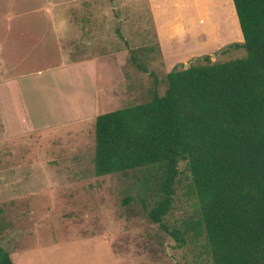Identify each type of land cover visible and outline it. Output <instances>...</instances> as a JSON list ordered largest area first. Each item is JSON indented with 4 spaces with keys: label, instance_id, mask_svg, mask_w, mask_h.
<instances>
[{
    "label": "rangeland",
    "instance_id": "obj_1",
    "mask_svg": "<svg viewBox=\"0 0 264 264\" xmlns=\"http://www.w3.org/2000/svg\"><path fill=\"white\" fill-rule=\"evenodd\" d=\"M24 10L29 16L9 20ZM233 12L231 0H0V79L88 60L97 112L136 104L154 87L162 93L163 75L173 66L203 54L210 61L241 56V48L220 52L242 40ZM24 24L31 26L30 58L22 57ZM63 78L20 80L11 95L15 108L6 112L19 130L30 119L40 126L69 117L51 91L59 83L68 90ZM75 85L90 88L77 68ZM89 116L8 135L0 113V246L12 264H207L203 238L190 228L198 207L186 161L177 164L162 217L169 230L187 228L180 244L146 216L157 197L155 167L94 175Z\"/></svg>",
    "mask_w": 264,
    "mask_h": 264
},
{
    "label": "trees",
    "instance_id": "obj_2",
    "mask_svg": "<svg viewBox=\"0 0 264 264\" xmlns=\"http://www.w3.org/2000/svg\"><path fill=\"white\" fill-rule=\"evenodd\" d=\"M231 2L242 40L220 52L243 54L194 57L166 71L161 94L154 87L142 102L98 113L93 173L155 167L146 216L182 244L187 228L169 230L162 217L186 161L198 207L190 228L203 238L207 264H264V0ZM0 264H12L1 246Z\"/></svg>",
    "mask_w": 264,
    "mask_h": 264
},
{
    "label": "crops",
    "instance_id": "obj_3",
    "mask_svg": "<svg viewBox=\"0 0 264 264\" xmlns=\"http://www.w3.org/2000/svg\"><path fill=\"white\" fill-rule=\"evenodd\" d=\"M27 15L26 11H20L18 13H15L12 15H9V20H14L17 18L16 15ZM234 14V12H233ZM16 16V17H15ZM235 22H237L235 14H234ZM238 25V24H237ZM63 26L62 24L59 25L58 30H60V27ZM65 27V25L63 26ZM22 34L24 36V39H26V45H25V51L22 55V57L30 58L31 56V26L28 25H22V28H19V31H22ZM28 39V43H27ZM27 56V57H26ZM22 61V58L21 60ZM91 61L83 60V61H71V62H63L59 66H54L52 68H47L44 70H40L37 73L27 72L24 74H9V76H4L0 79V113H2L3 117H5L6 122L4 125L5 129L8 133V135H15L18 133H24V132H31L35 130H44L45 128H52V127H59V126H67V125H75L79 122H82L89 116V113H91L93 116H91V119H94V117L101 112H97L96 109L99 107V99H98V91H97V84H96V73L95 69L91 68L90 63ZM80 69L82 73L87 75L89 77L90 82V88L83 89L81 86L78 87L75 85V69ZM46 76L48 79H51L53 76H64L62 82L65 86L68 87L67 91L63 90L62 84L59 83L58 86H51V91H54V93L58 94L57 100H58V106L60 110H63L69 113V117L65 116L63 113V117H59L58 120L54 124L49 123H43L42 125H34V123L31 121V119L28 121V128H24L19 130L17 125H14L12 123V119H9L8 115H6V112L10 111L8 109H11L8 106H13L12 108H15V99L14 97L11 99V95L16 94V90L19 91L20 88V80L24 79V77L27 76ZM58 88V89H57ZM3 89H5L6 92H3ZM16 89V90H15ZM5 98H2L4 97ZM61 101V102H60ZM6 109V111H5ZM12 110V109H11ZM95 111V112H94ZM94 112V114L92 113ZM105 112V111H102ZM76 113V115H75ZM90 117V116H89ZM88 117V118H89ZM23 119V117H22ZM20 119V120H22ZM26 119L24 118V123ZM33 123V124H32ZM26 124V123H25ZM48 124V125H46ZM27 125V124H26Z\"/></svg>",
    "mask_w": 264,
    "mask_h": 264
},
{
    "label": "water",
    "instance_id": "obj_4",
    "mask_svg": "<svg viewBox=\"0 0 264 264\" xmlns=\"http://www.w3.org/2000/svg\"><path fill=\"white\" fill-rule=\"evenodd\" d=\"M184 67H185V65H184Z\"/></svg>",
    "mask_w": 264,
    "mask_h": 264
}]
</instances>
